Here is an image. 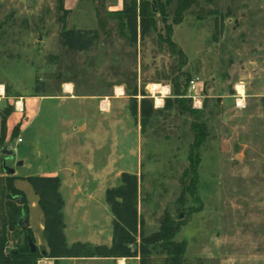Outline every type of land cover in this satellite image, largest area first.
I'll return each mask as SVG.
<instances>
[{
    "label": "rangeland",
    "instance_id": "374dc122",
    "mask_svg": "<svg viewBox=\"0 0 264 264\" xmlns=\"http://www.w3.org/2000/svg\"><path fill=\"white\" fill-rule=\"evenodd\" d=\"M151 2L157 9V28L143 34L139 24L133 36L131 30L119 27L116 16L108 14L121 10L124 0H66L70 9L66 25L59 21L58 0H0V86L4 90L0 92V122L8 106L20 119L14 127L16 136L12 137L13 129L0 148V177L7 175L6 161L15 169L14 177L25 179L27 185L21 179L17 184L29 201L34 190L26 179L37 168L25 165L29 118L26 109L21 117L18 101L64 96L66 84L73 87L75 96L103 100L115 96V88L123 86L124 98L109 110L101 108L100 119L95 116L109 121L104 128L110 131L102 133L103 127L95 126L83 135L89 163H79L93 164L90 155L94 149L88 138L103 145L100 152L114 150L119 155L127 151V173L137 175L139 182L142 227L137 244L139 250L145 245L152 250L146 263L140 253L133 257L54 258L49 256L51 247L44 235L42 241L35 238V243L48 253L37 264H165L163 246L144 238L159 233L167 218L180 224L173 241L186 244L182 264H264V0H196L179 23H173L178 0ZM162 4L166 16L158 12ZM167 25L172 26V40L184 52L181 60L161 39ZM65 29L95 31L97 36L88 47L71 49L63 43ZM193 79L203 87L195 98L187 89V82ZM238 83L244 86V97L238 93ZM177 86L186 91L187 104L201 111L208 130L200 148L198 183L194 194L186 193L184 198L182 193L190 181L186 172L195 117L178 106ZM161 87L167 91L163 93ZM144 96L153 101L154 112L143 127L134 104L137 100L140 106ZM157 97H161L160 103ZM108 134L110 143L101 142ZM20 136L22 143L17 142ZM98 156L101 159L103 154ZM19 161L23 164L18 165ZM122 175H101L106 179L100 181L101 194L91 208L97 221L81 222L73 209L65 213L63 198V233L68 246L83 243L91 251L112 246L114 214L105 199L108 189L122 183ZM76 177L86 185L94 179L91 173ZM70 192L66 196L73 206ZM2 223L0 216V232ZM97 225L99 237L92 232ZM8 237L7 247L18 250L24 236L8 230Z\"/></svg>",
    "mask_w": 264,
    "mask_h": 264
},
{
    "label": "trees",
    "instance_id": "16d2710c",
    "mask_svg": "<svg viewBox=\"0 0 264 264\" xmlns=\"http://www.w3.org/2000/svg\"><path fill=\"white\" fill-rule=\"evenodd\" d=\"M171 0H168L170 2ZM196 0H178L177 7L173 18V23L182 21L184 13L188 10ZM58 9L61 12L59 21L66 25L67 16L70 9L66 8V0H58ZM162 15L166 16L165 5L159 9ZM109 15L118 18L119 27L124 31L129 29L133 32V36L137 34V27L140 24L142 33L144 34L149 28H157L156 13L152 6L151 0H124V6L121 10L110 11ZM140 18V23L138 21ZM104 25L103 18L100 19ZM163 22L168 24L164 17ZM166 34H160L163 42L167 44L170 51L176 54L179 59L185 58L184 52L172 40V26L167 25ZM63 43L71 49L86 48L94 41L97 32H87L82 30H64L62 33ZM190 81L187 82V89ZM175 94L178 98V106L183 112H190L194 115L195 120L192 123L194 131V141L190 147L189 160L190 166L186 172V176L190 178L189 183L185 186L182 197L186 193L194 194L198 183V168L201 163L200 148L208 137V130L205 122L201 121V111L187 104L190 100L186 97V91H182L180 87H175ZM131 95H137V87L132 91ZM136 98V97H134ZM134 111H140L143 127L149 122L153 112V101L149 97L144 96L138 106L137 100L134 104ZM10 107H6L1 117L0 128V148L6 145L7 139V119L11 114ZM14 129L12 137L16 136ZM17 177L13 175H4L0 177V216L3 219V229L0 232V264H37L41 253L38 250L33 252L29 240L35 242V236L31 227L21 228L18 224L19 218L24 215L25 219H29L30 207L25 193L16 187L15 180ZM27 181L32 185L35 193L39 197V206L45 216L44 235L51 247L49 256L59 257H133L142 256V262L146 263L152 250L147 245L138 247L137 233L142 227V218L139 214V182L135 174L123 173L122 183L114 188L108 189L106 200L114 214V234L113 244L111 247L97 246L93 251L89 250L88 245L76 243L72 246L66 244V238L63 233V205L64 200L60 192V177L46 176H28ZM180 228V224L173 223L171 219H164L162 229L149 239L144 241L154 246L159 243L166 252L165 264H182L186 252L185 243H175L173 238ZM8 230L19 231L24 236L18 246L17 253L11 252V248L7 247L9 241ZM7 251V252H6Z\"/></svg>",
    "mask_w": 264,
    "mask_h": 264
},
{
    "label": "crops",
    "instance_id": "0c3cea01",
    "mask_svg": "<svg viewBox=\"0 0 264 264\" xmlns=\"http://www.w3.org/2000/svg\"><path fill=\"white\" fill-rule=\"evenodd\" d=\"M118 87L122 88L120 93L115 88V96L107 97L103 100L96 97L75 96L73 95V87L71 91L64 88V96L26 98L25 101H22V109L19 110L22 112L21 117H23V112L26 109V116L29 118L27 121L29 149L28 152L24 153V157L27 159V164L25 165H28L31 169L37 168L34 175L29 176H58L62 178L60 192L65 199L64 212L71 213V209H73L75 216L78 217L77 220H81V222L90 223L98 220L93 216L91 208L93 207L92 204L97 203L98 196L101 194L100 181L106 179L105 176L101 178V175L114 173L121 175L129 172L127 170L126 150L122 154L116 155L114 150L112 152L109 151L110 148L108 146L107 151L109 152H100L99 150L104 148L103 145L99 143L97 145L89 138L87 141L92 143V149H94L90 155L93 157V164L84 166L79 163V161L89 163V160H87L88 153L84 152L83 135H88L95 126L99 127V129L103 127L104 130H101L102 133H108L110 131L104 128L108 126L109 121L106 123L103 119L97 120L95 116L100 119L99 110L101 108L109 110L116 101L124 98L122 97L125 92L124 87ZM17 113L13 112L7 119V139L10 138L15 125L20 122V119L16 117ZM114 122L115 120H112L113 125L115 124ZM123 136L127 137V133H124ZM102 139L101 142L105 140L107 144L110 143L109 134L107 139L103 137ZM99 154H103L101 159L98 156ZM90 173L94 176V179H91L93 181L87 183L89 185L84 184L81 178L79 180V177H76V175ZM68 175H71V177H68ZM17 179H21L24 182L23 184L27 185L25 179ZM17 179L15 180V185L19 188ZM107 179H110V177H107ZM68 190H71V192ZM69 192L74 199L75 204L73 206L68 205L70 201L66 195ZM28 203L30 207V227L33 230L35 238L42 241L45 229V216L39 206V197L35 191L31 192V198ZM85 206H87V209ZM34 212L37 216H35ZM112 221H114V217ZM35 223L37 225V231L34 228ZM76 231L78 232L80 229L77 228ZM92 232L99 237L98 232H100V229H98V225L92 229Z\"/></svg>",
    "mask_w": 264,
    "mask_h": 264
},
{
    "label": "water",
    "instance_id": "95a60500",
    "mask_svg": "<svg viewBox=\"0 0 264 264\" xmlns=\"http://www.w3.org/2000/svg\"><path fill=\"white\" fill-rule=\"evenodd\" d=\"M154 11L156 12L157 9L154 8ZM12 152V151H11ZM23 164V161H19L18 162V165H22ZM3 168H4V171L7 175H13L16 171L14 168L8 166L6 164V161L3 162ZM18 224L21 228H26V227H29L30 226V222H29V219H25L24 215H22L20 218H19V221H18ZM29 245L32 249L33 252L37 251L38 249H40L41 253L43 255H47V250L45 248H39L37 246V244L35 242H33L32 240H29ZM11 252L16 254L17 253V249L16 248H11Z\"/></svg>",
    "mask_w": 264,
    "mask_h": 264
},
{
    "label": "bare ground",
    "instance_id": "6f19581e",
    "mask_svg": "<svg viewBox=\"0 0 264 264\" xmlns=\"http://www.w3.org/2000/svg\"><path fill=\"white\" fill-rule=\"evenodd\" d=\"M65 88L67 90H72V86L70 84H66L65 85ZM155 89H158L159 87L158 86H155L154 87ZM237 90H238V93L241 95V97H244L245 94H244V86L242 83H238L237 86H236ZM162 89V92L165 93V91H167V89L165 87H161ZM122 91V88L121 87H117V92L120 93ZM0 92L3 93L4 90H3V86H0ZM162 101L161 97H157V102L160 103ZM18 105V108H21L22 106V102L21 101H18L17 103Z\"/></svg>",
    "mask_w": 264,
    "mask_h": 264
},
{
    "label": "built area",
    "instance_id": "2783aa9c",
    "mask_svg": "<svg viewBox=\"0 0 264 264\" xmlns=\"http://www.w3.org/2000/svg\"><path fill=\"white\" fill-rule=\"evenodd\" d=\"M189 90L194 92V95H190L192 98H195L197 95H200V92L203 91V87L201 85V83L197 80H191L190 81V85H189ZM17 142L18 143H22L23 142V138L20 136L17 138Z\"/></svg>",
    "mask_w": 264,
    "mask_h": 264
}]
</instances>
